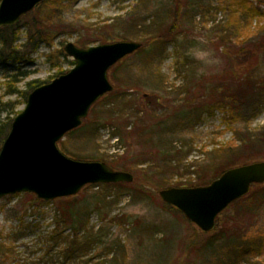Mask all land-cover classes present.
<instances>
[{
    "label": "rangeland",
    "instance_id": "1",
    "mask_svg": "<svg viewBox=\"0 0 264 264\" xmlns=\"http://www.w3.org/2000/svg\"><path fill=\"white\" fill-rule=\"evenodd\" d=\"M249 1L264 14V0ZM243 11V0H49L20 20L22 59L0 64V99L10 104L0 107V126L23 110L28 84L74 67L65 44L141 45L108 71L113 90L57 144L72 159L118 165L133 181L45 203L24 193L1 198L0 264H264V184L229 205L209 233L158 196L264 161V88L243 85V47L264 38V15L249 30ZM37 35L42 42L30 50ZM255 68L264 82V53ZM13 88L19 93L9 95ZM232 90L246 92L244 105H228ZM70 202L89 240L73 254V229L57 218Z\"/></svg>",
    "mask_w": 264,
    "mask_h": 264
},
{
    "label": "water",
    "instance_id": "2",
    "mask_svg": "<svg viewBox=\"0 0 264 264\" xmlns=\"http://www.w3.org/2000/svg\"><path fill=\"white\" fill-rule=\"evenodd\" d=\"M46 1L0 0V28L15 26ZM140 47L135 42L88 48L72 43L64 46L74 67L27 95L0 148V199L31 193L39 200L51 201L75 196L87 185L132 183L131 173L113 170L104 162L71 159L57 144L81 125L102 96L113 90L108 71ZM261 184L264 161L231 168L205 186L162 189L158 196L202 232L209 233L228 205L248 195L252 185Z\"/></svg>",
    "mask_w": 264,
    "mask_h": 264
},
{
    "label": "trees",
    "instance_id": "3",
    "mask_svg": "<svg viewBox=\"0 0 264 264\" xmlns=\"http://www.w3.org/2000/svg\"><path fill=\"white\" fill-rule=\"evenodd\" d=\"M243 8L245 9V11H243V27L245 28V26L248 25V28L250 30V27H251L253 21L256 22L255 26H257L258 20L261 17H263L264 14L259 11L258 7H254L253 3L249 0H243ZM254 29H256V27ZM15 30H16L15 26L14 27L0 28V64L1 63H8L9 61L17 62L18 60L22 59V57L19 56L18 52L14 48V43L16 42V39H17V35L15 33ZM37 37H38L39 41L33 40L32 38L28 39L27 45L30 47V50H35L37 48L38 44L40 42H42L41 38L38 35H37ZM244 39L245 38H243V40ZM244 43H245V41L243 42V44ZM263 53H264V38L257 43L247 45V46L244 45V47H243V67H244L243 71H245L243 73V79L245 80L243 85L247 84L248 90H251L250 92L255 93V94L260 92L259 90L262 91L264 88V82H260L259 79H254V76H253V74L256 71V68H255L256 61L259 59V57ZM60 54L62 56H65L62 51L60 52ZM70 64L74 65L75 63L73 61H70ZM59 74H61V73H59ZM12 85H14V84H12ZM40 85L41 84H37V85L28 84V91L20 93V95L22 96L24 101H26L27 94ZM241 85L238 86L240 89L242 88ZM240 89H238V90L240 91ZM233 91H235V92H233ZM232 92H233V94L231 93V95L229 96V100H230L229 104H228L229 106L232 105V107L233 106L238 107V106L244 105L246 103V96L247 95H245L246 94L245 91H243V95L236 90H232ZM17 93H19L18 90L13 88L9 92V95L17 94ZM237 93H239V94L237 95ZM9 106H10V104L2 103V101L0 99V107L1 108H5V107H9ZM12 120L13 119L8 120V123L6 125L0 126V147H1L5 137L7 136L8 132H9ZM74 131H72V132H74ZM72 132H70L69 134H71ZM109 166L112 169H115L116 167H118V165L115 166V164H112L111 162L109 163ZM204 184L205 183H203L201 185H204ZM102 186H104V187L105 186H114V187L119 188V187H122L123 185L122 184H116V185H101L100 184V185H95L92 187H99L100 188ZM180 187H184V186L180 185ZM33 201H35L36 203H45L41 200H37L36 198H33ZM101 201H103V200L97 199L96 202L98 204L96 203V205H99ZM72 203L73 202L67 203V205L68 204L71 205L69 207V209H65V208H63V205H61L58 209V214H57V218L61 219V220H59L58 223L64 224L65 222L68 223V221H69V224L71 225V227L73 229V233H71V235L68 237L69 239H72L69 242V248L67 250L68 254H73L76 251H78L79 249L83 248L85 245L89 244V240H86L85 236L80 235L81 232H84V231H82L81 228L84 227L87 224V222L85 221V218L82 215V213H80V212L77 213L76 210H74L77 205L74 206ZM66 216L68 217V220L65 219ZM260 245L262 247V242L260 243ZM250 249H255V248H250ZM248 252H249L248 250L247 251L244 250L243 254L248 253Z\"/></svg>",
    "mask_w": 264,
    "mask_h": 264
},
{
    "label": "clouds",
    "instance_id": "4",
    "mask_svg": "<svg viewBox=\"0 0 264 264\" xmlns=\"http://www.w3.org/2000/svg\"><path fill=\"white\" fill-rule=\"evenodd\" d=\"M206 55V53H200V56L201 57H203V56H205Z\"/></svg>",
    "mask_w": 264,
    "mask_h": 264
}]
</instances>
